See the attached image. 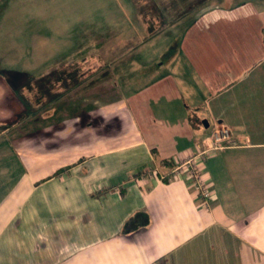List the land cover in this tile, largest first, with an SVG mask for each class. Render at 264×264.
<instances>
[{
	"label": "crops",
	"instance_id": "0c3cea01",
	"mask_svg": "<svg viewBox=\"0 0 264 264\" xmlns=\"http://www.w3.org/2000/svg\"><path fill=\"white\" fill-rule=\"evenodd\" d=\"M115 1L104 70L63 65L80 66L54 85L70 89L17 118L0 91V264H264V0ZM215 124L231 142L204 159L208 206L146 172Z\"/></svg>",
	"mask_w": 264,
	"mask_h": 264
},
{
	"label": "rangeland",
	"instance_id": "374dc122",
	"mask_svg": "<svg viewBox=\"0 0 264 264\" xmlns=\"http://www.w3.org/2000/svg\"><path fill=\"white\" fill-rule=\"evenodd\" d=\"M117 3L115 0H0V91L14 94L16 118L23 109L34 104L44 107L50 97L53 99L55 94L60 97L70 89L69 84L59 85L49 92L53 95L46 93V99L37 100L40 95L37 87L30 91L25 87L26 81L81 60L92 62L91 71L104 70L106 13L116 11ZM175 42L157 44L161 50L165 48L159 52L160 61L170 60L172 51L176 50ZM145 43L150 40L145 39ZM4 102L0 96V107Z\"/></svg>",
	"mask_w": 264,
	"mask_h": 264
},
{
	"label": "built area",
	"instance_id": "2783aa9c",
	"mask_svg": "<svg viewBox=\"0 0 264 264\" xmlns=\"http://www.w3.org/2000/svg\"><path fill=\"white\" fill-rule=\"evenodd\" d=\"M230 142V129L226 126L215 124L209 137L202 142L200 147H197L196 153L194 155L190 154L180 162L178 161L179 163H176L171 172L160 173L155 169H150L146 172L159 181H167L173 178L185 179L189 183L190 188L202 200V203L208 206L214 200L215 195L209 188L208 180L202 175L204 159L208 154L221 150Z\"/></svg>",
	"mask_w": 264,
	"mask_h": 264
},
{
	"label": "trees",
	"instance_id": "16d2710c",
	"mask_svg": "<svg viewBox=\"0 0 264 264\" xmlns=\"http://www.w3.org/2000/svg\"><path fill=\"white\" fill-rule=\"evenodd\" d=\"M263 42H264V30H263ZM80 66L76 63L67 66L59 67L51 71L48 75L38 78L36 80L26 81L25 87L30 91L33 90V86L37 87L40 94H44L52 90L56 82L63 80H70L74 77L79 76ZM6 127V125H0V129ZM161 164L165 166H171L169 162L161 161ZM148 215L144 212L136 213L134 216L129 218L122 227V233L127 234L132 230L138 228V226H145L148 223Z\"/></svg>",
	"mask_w": 264,
	"mask_h": 264
},
{
	"label": "water",
	"instance_id": "95a60500",
	"mask_svg": "<svg viewBox=\"0 0 264 264\" xmlns=\"http://www.w3.org/2000/svg\"><path fill=\"white\" fill-rule=\"evenodd\" d=\"M204 124L206 125V123L204 122Z\"/></svg>",
	"mask_w": 264,
	"mask_h": 264
}]
</instances>
